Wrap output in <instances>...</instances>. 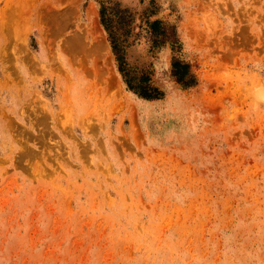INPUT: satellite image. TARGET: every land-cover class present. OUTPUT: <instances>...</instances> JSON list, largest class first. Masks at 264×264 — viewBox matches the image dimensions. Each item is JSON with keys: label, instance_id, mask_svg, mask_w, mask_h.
Segmentation results:
<instances>
[{"label": "rangeland", "instance_id": "rangeland-1", "mask_svg": "<svg viewBox=\"0 0 264 264\" xmlns=\"http://www.w3.org/2000/svg\"><path fill=\"white\" fill-rule=\"evenodd\" d=\"M100 1L0 0V264H264V0H118L154 99Z\"/></svg>", "mask_w": 264, "mask_h": 264}, {"label": "trees", "instance_id": "trees-1", "mask_svg": "<svg viewBox=\"0 0 264 264\" xmlns=\"http://www.w3.org/2000/svg\"><path fill=\"white\" fill-rule=\"evenodd\" d=\"M135 19L136 11L130 6L118 0L100 1L99 20L126 88L139 97L159 98L162 96V91L152 81L151 73L144 68L134 67L128 60V49L136 42L139 34L138 31H134ZM140 26L148 32L153 47L168 42L173 48L179 45L174 26L160 18L149 19L146 15ZM171 67L172 75L181 85L189 86L195 82V74L191 71L188 62L174 57Z\"/></svg>", "mask_w": 264, "mask_h": 264}]
</instances>
